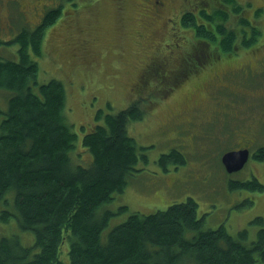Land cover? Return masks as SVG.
Listing matches in <instances>:
<instances>
[{"label":"rangeland","instance_id":"obj_1","mask_svg":"<svg viewBox=\"0 0 264 264\" xmlns=\"http://www.w3.org/2000/svg\"><path fill=\"white\" fill-rule=\"evenodd\" d=\"M11 1L0 0L2 43L21 27L38 24L53 8L48 4L57 2L15 0L14 11L9 8ZM175 1L164 14L177 12L175 32L163 31V18L154 16L145 0H61L62 16L45 32L42 57L37 60L38 80L62 82L69 109L65 120L77 133L79 150L82 134L97 124L98 110L116 113L136 98L145 109L144 118L131 120L127 132L139 147H145L147 162L140 160L137 167L142 170L130 175L123 191L99 207L98 213L106 209L115 213L100 234L103 241L110 228L130 213H153L189 197L198 205L203 228L224 225L233 236L245 228L250 240L264 227V188L247 190L230 184L253 177L264 184V159L252 157L242 169L230 173L221 162L225 151L250 145L253 156L264 146V0H236L245 7L241 14L261 34L248 48L238 45L236 35V52L227 54L194 40L192 31L180 28V16L187 10L196 12L201 5H208L209 11L222 8L229 13L225 26L230 28L240 15L229 4L222 7L223 0H187L190 4L180 11ZM256 9H261L257 17ZM244 29L248 38L250 29ZM79 41L84 51L76 54L78 58L64 55L76 51ZM77 59L83 64L81 73L89 78L83 75L72 84ZM178 68L190 73L183 70L176 75ZM172 149L183 154L185 163L163 169L158 157ZM80 155L89 159L86 151L80 150ZM121 206L126 209L119 212ZM4 209L10 208L0 201V214ZM3 235H18L23 245L34 241L33 233L20 229L14 217L7 222L0 218Z\"/></svg>","mask_w":264,"mask_h":264},{"label":"trees","instance_id":"obj_2","mask_svg":"<svg viewBox=\"0 0 264 264\" xmlns=\"http://www.w3.org/2000/svg\"><path fill=\"white\" fill-rule=\"evenodd\" d=\"M145 1L153 7L148 10L154 15L155 0ZM225 4L240 15L236 24H231L234 27L225 26L229 19L225 9L209 11L208 5H201L196 12L181 14L180 28L192 31L194 40L215 45L224 53L235 52L236 35L240 37L238 45L248 48L261 34L259 28L241 14L245 7L236 0H223L222 7ZM62 8L48 9L34 28L23 26L15 37L0 42V201L10 208L4 209L0 218L7 222L14 217L20 229L34 236L30 245H23L18 235L1 236L0 264L264 262V227L250 240L245 228L236 236L224 225L203 228L198 205L190 197L153 213H130L101 240L102 230L115 213L109 209L98 213L99 207L123 191L130 175L142 170L137 167L140 160L147 162L142 151L145 147H139L127 132L131 120L144 118L145 109L136 98L116 113L98 110L97 124L81 136L80 150L89 155L88 160L82 158L77 133L65 120L69 109L62 82L55 78L38 80L37 60L42 57L45 32L60 20ZM167 8L168 4L162 11V29L175 32L177 12L164 16ZM260 12L256 9L255 17ZM245 27L250 29L248 38ZM3 46L6 50L1 49ZM81 48L79 41L76 51L64 55L76 59V54L84 51ZM76 63L72 84L77 79L80 82L83 75L89 78L88 73H81V60ZM183 70L190 73L181 68L173 73L178 75ZM253 158L264 159V146L256 149ZM157 162L166 169L170 164L185 163V158L172 149L161 153ZM230 184L247 190L264 188L255 177ZM125 209L121 206L119 212Z\"/></svg>","mask_w":264,"mask_h":264},{"label":"flooded vegetation","instance_id":"obj_3","mask_svg":"<svg viewBox=\"0 0 264 264\" xmlns=\"http://www.w3.org/2000/svg\"><path fill=\"white\" fill-rule=\"evenodd\" d=\"M13 1H15V0H12L11 1V3H10V5H9V8H11V9H13L14 11H15V8H16V6H15V3H13ZM175 0H155V2H156V5L154 6L156 9H155V13H154V16H156L158 19H160V18H163V10L167 7V4H171V5H173V2H174ZM185 0H176L175 1V4H177L176 2H180V3H178V5L177 6H175V4H174V7H175V9L177 8L178 10L180 9V10H186V7L188 6V4H190V1H185ZM54 2V1H53ZM59 5H61L62 6V3H61V0H57V2L55 3H53V5H51V3H49L48 4V6L49 7H53V8H56L57 6H59ZM56 6V7H55ZM67 7H68V9H70V8H72V6H70V5H67ZM50 9H52V8H50ZM176 9V10H177ZM17 10L19 11L20 10V7H19V5H18V2H17ZM71 10V9H70ZM179 10V11H180ZM38 14H39V12H37ZM36 13V14H37ZM46 13V12H45ZM44 16V15H43ZM37 25V24H36ZM36 25H33V28L36 26ZM244 147H248L249 148V146L248 145H242L240 148H244ZM250 155H251V153H250ZM250 155H249V157H250Z\"/></svg>","mask_w":264,"mask_h":264},{"label":"water","instance_id":"obj_4","mask_svg":"<svg viewBox=\"0 0 264 264\" xmlns=\"http://www.w3.org/2000/svg\"><path fill=\"white\" fill-rule=\"evenodd\" d=\"M248 157L247 149L228 150L222 157L221 161L228 172L240 169Z\"/></svg>","mask_w":264,"mask_h":264}]
</instances>
